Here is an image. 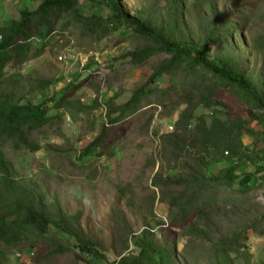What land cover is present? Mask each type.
Segmentation results:
<instances>
[{"label": "rangeland", "instance_id": "obj_1", "mask_svg": "<svg viewBox=\"0 0 264 264\" xmlns=\"http://www.w3.org/2000/svg\"><path fill=\"white\" fill-rule=\"evenodd\" d=\"M43 1L0 0V27ZM120 1L131 17L169 40L207 46L212 60L244 75L264 96V0ZM76 8L82 17L101 16L104 29L113 15L99 0H79ZM65 23L50 38L31 39L30 53L39 56L7 67L8 77L20 81L12 87L18 96L49 101V114L59 118L33 135L40 151L11 142L3 149L16 175L42 188L56 221L59 211L78 218L75 228L99 242V257L52 224L45 238L11 247L8 264H264V110L248 104L237 88L218 84L212 73L183 64L160 77L127 118L111 123L109 110L130 101L168 56L132 63L129 52L154 44L119 23L104 38L76 21ZM41 80L52 83L32 93ZM64 95L77 108H56ZM81 105L92 108L82 111ZM185 111L189 118L178 125ZM223 126L250 131L242 135L239 155L202 147L204 127ZM104 128L102 145L83 158ZM232 162L239 180L216 189L217 199L191 225L173 226L188 181L219 176ZM193 222L209 237L192 232ZM236 233L242 247L223 255L221 237ZM55 242L65 252H56ZM145 243L148 257L141 255Z\"/></svg>", "mask_w": 264, "mask_h": 264}, {"label": "trees", "instance_id": "obj_2", "mask_svg": "<svg viewBox=\"0 0 264 264\" xmlns=\"http://www.w3.org/2000/svg\"><path fill=\"white\" fill-rule=\"evenodd\" d=\"M79 0H44L35 10L22 9L18 20L8 21L0 27V264H8V252L14 245L33 238L36 241L45 238L52 224L63 227L67 233L79 242V248L85 253H95L99 257V242L93 238H87L80 229L75 215L64 216L59 211V220L48 210L46 196L40 190V186L28 184L27 180L18 177L14 163L7 157L3 145L11 142L16 149H28L35 153L43 149V145L35 140L33 135L51 126L59 115H50L47 104L43 101L34 104L25 96H18L12 87L20 81L15 77H8L7 67L9 63L18 65L27 63L29 60L39 56L38 53H30L31 39H47L57 30L61 22L68 25L74 21L81 23L84 32L90 35H98L104 38L109 28L115 23L128 27L135 34L144 37L154 44L152 47H144L131 51L128 56L132 63H142L148 58L165 54L168 60L160 64L147 83L140 87L132 96L130 101L118 105L109 110L108 116L111 123H117L127 118L129 111L135 108L150 92V87L164 74L175 73L183 64L191 70L203 68L217 78L218 84L225 87H235L245 93L248 104H252L257 110H264V96L255 88L244 75L228 66H222L211 59L207 46L201 49L186 42H173L155 28L143 24L141 21L131 17L123 8L120 0H99L105 3L113 15L105 21L107 27L103 28L104 19L101 16L92 15L82 17L76 6ZM66 25L63 28H66ZM52 83L49 80H41L30 89L45 91ZM211 97V95H210ZM72 101H68L67 95L60 98L56 108H77ZM82 111L90 110L92 107L81 105ZM118 114L117 117H112ZM187 111L183 112L178 125L186 119ZM205 125V121L203 122ZM202 147L209 151L211 148L231 151L232 155H239L238 147L243 145L242 135L249 134L236 132L231 127H222L219 130L206 129L204 127ZM107 137V129L92 141L81 156L84 158L97 150ZM239 167L236 162L230 163L221 175L211 178L189 180L180 194L178 211L171 223L178 228L191 225L194 218L201 216L207 210L210 203L217 199L216 189L221 187H232L240 175L237 173ZM213 184L215 188L210 186ZM40 188V189H39ZM192 232L206 238L209 234L201 229L199 225L192 223ZM247 228L244 229V233ZM36 240V241H35ZM56 252L63 253L58 242ZM219 246L221 253L234 252L242 247V239L239 234L232 236L223 235ZM65 252V251H64ZM149 245L141 250V255L148 257ZM119 264H130L121 261Z\"/></svg>", "mask_w": 264, "mask_h": 264}]
</instances>
